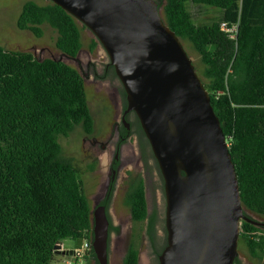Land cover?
Here are the masks:
<instances>
[{
	"label": "trees",
	"instance_id": "obj_1",
	"mask_svg": "<svg viewBox=\"0 0 264 264\" xmlns=\"http://www.w3.org/2000/svg\"><path fill=\"white\" fill-rule=\"evenodd\" d=\"M156 2L165 24L198 56V65L192 63L206 91L215 95L210 103L227 139L242 206L264 220V0ZM222 23L237 24L234 39L220 29ZM44 24L56 32L55 47L75 57L83 45L84 26L51 1L26 0L16 27L39 38ZM98 43L95 37L90 39L89 51ZM108 70L115 74L109 61ZM120 95L125 106L123 88ZM93 126L84 79L77 69L58 59H38L30 51L0 46V264H50L62 240L92 239L85 171L63 154L59 139L76 127L90 134ZM139 131L144 171L152 175V159L162 181L141 126ZM126 138L124 134L116 146ZM113 190L114 181L102 201L106 214ZM123 204L133 226L121 264H138L142 235L157 264L166 239L157 236L159 215L155 209L148 211L140 173L129 172ZM107 218L109 235L118 228L108 214ZM239 238L252 264H260L264 223L241 220ZM234 262L242 264L239 257ZM90 263H95L92 249L85 264Z\"/></svg>",
	"mask_w": 264,
	"mask_h": 264
},
{
	"label": "water",
	"instance_id": "obj_2",
	"mask_svg": "<svg viewBox=\"0 0 264 264\" xmlns=\"http://www.w3.org/2000/svg\"><path fill=\"white\" fill-rule=\"evenodd\" d=\"M48 1L98 40L125 92L124 112H135L149 142L164 195L166 244L157 264H233L241 220L257 221L242 206L208 93L161 7L156 0ZM108 226L105 206L92 210L94 264H108Z\"/></svg>",
	"mask_w": 264,
	"mask_h": 264
},
{
	"label": "rangeland",
	"instance_id": "obj_3",
	"mask_svg": "<svg viewBox=\"0 0 264 264\" xmlns=\"http://www.w3.org/2000/svg\"><path fill=\"white\" fill-rule=\"evenodd\" d=\"M25 1L0 0V46L8 50L30 51L38 59L49 57L61 60L77 69L83 77L88 105L94 120L93 131L85 134L80 127H76L67 137H60L59 141L63 154L72 157L74 162L85 171L82 176L83 187L92 210L96 206V200L107 190L108 181L110 184L114 179V190L107 207V214L112 225L118 230L109 231L108 264H121L133 226L128 209L123 204L128 174L129 172L140 173L145 178L148 211L152 212L155 209L159 215L157 236L160 239L165 238L162 226L164 215L162 181L152 159H150L152 175H146L139 158L136 134L129 135L120 149H116L117 137L113 125L119 120L121 95L119 94V97L116 90L119 91L121 86L112 72L105 69L109 58L100 43L92 52L89 51L88 43L94 37L92 32L86 27L82 29L81 51L73 58L68 57L55 47L56 32L48 25H42L43 34L39 38L30 31L16 27L17 16ZM34 1L45 3L47 0ZM182 45L192 62L198 65V56L190 45L184 41ZM114 160L117 161V167L114 177L110 180V168ZM91 165L94 166L93 170L87 171ZM249 214L257 221L264 223L261 218ZM162 242H158V247H161ZM62 243L63 247L70 250L78 246L81 239H64ZM237 253L244 264H252L248 258L246 246L240 238H238ZM66 258L61 255L60 259H53L50 264H64ZM153 263V253L147 238L142 235L138 264Z\"/></svg>",
	"mask_w": 264,
	"mask_h": 264
},
{
	"label": "flooded vegetation",
	"instance_id": "obj_4",
	"mask_svg": "<svg viewBox=\"0 0 264 264\" xmlns=\"http://www.w3.org/2000/svg\"><path fill=\"white\" fill-rule=\"evenodd\" d=\"M81 51V50H80ZM80 53V52H79ZM79 53L78 54H76V56L77 55H79ZM105 69H107L108 70V62L105 64ZM115 73V72H114ZM113 74V73H112ZM116 78H117V76L115 75V74H113ZM118 79V78H117ZM118 81H119V79H118ZM120 82V81H119ZM120 86H121V88H122V85H121V83H120ZM116 93L118 94V96H119V94H120V89H119V91H117L116 90ZM120 97V96H119ZM120 99V101H119V120L118 121H116L115 123H114V125H113V127H114V130H115V135H116V137H117V141L119 140V139H121V138H123V135L124 134H126V136L128 137L129 135H131L132 133L133 134H136L137 135V140H138V137H139V126H140V124H139V120H138V118H137V116H136V114H135V112L134 111H128V112H124V110H125V108H126V105L124 106V104H123V101H122V99H121V97L119 98ZM117 101V100H116ZM116 104H118V102L116 103ZM127 139V138H126ZM122 145V144H121ZM121 145L119 146V147H117L116 146V149H120V147H121ZM139 150V149H138ZM139 158H140V154H139ZM116 167H117V161L116 160H114V164L111 166V168H110V170H111V172H110V180H111V178H113L114 177V173H115V169H116ZM112 181H114V179L112 180ZM112 181H111V183H112ZM110 183V184H111ZM110 184H109V181H108V184H107V186H106V188H107V190H108V185L110 186ZM162 186H163V182H162ZM107 190H105V192L102 194V196L99 198V199H97L96 200V206H95V208H97L98 206H101V205H103V203H102V201L105 199V197H106V192H107ZM94 208V209H95ZM106 209V208H105ZM108 237H109V235H108Z\"/></svg>",
	"mask_w": 264,
	"mask_h": 264
},
{
	"label": "built area",
	"instance_id": "obj_5",
	"mask_svg": "<svg viewBox=\"0 0 264 264\" xmlns=\"http://www.w3.org/2000/svg\"><path fill=\"white\" fill-rule=\"evenodd\" d=\"M220 29L227 32L228 36L231 39H234L236 37L237 24H232L231 26H227L226 23H222L220 25ZM208 96L209 98L215 97V95L212 93H208ZM257 234H262V233L258 232ZM91 242H92V239L89 240V239L83 238L81 240V243L78 246L74 247L73 249L68 250L64 248L62 244H60L59 248H55L54 251L62 253L63 256L67 257L66 259H64V264H85L87 261V258L90 255V251L92 249ZM233 264H240V263L233 262ZM242 264L244 263L242 262ZM260 264H264V252H263V256H262V260Z\"/></svg>",
	"mask_w": 264,
	"mask_h": 264
},
{
	"label": "crops",
	"instance_id": "obj_6",
	"mask_svg": "<svg viewBox=\"0 0 264 264\" xmlns=\"http://www.w3.org/2000/svg\"><path fill=\"white\" fill-rule=\"evenodd\" d=\"M60 244L63 245V243L61 242ZM65 248V247H64ZM62 255V253H59V252H55V256H54V260H57V258L60 259V256Z\"/></svg>",
	"mask_w": 264,
	"mask_h": 264
},
{
	"label": "clouds",
	"instance_id": "obj_7",
	"mask_svg": "<svg viewBox=\"0 0 264 264\" xmlns=\"http://www.w3.org/2000/svg\"><path fill=\"white\" fill-rule=\"evenodd\" d=\"M208 93V92H207ZM58 244H60V243H58Z\"/></svg>",
	"mask_w": 264,
	"mask_h": 264
}]
</instances>
